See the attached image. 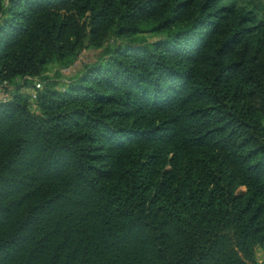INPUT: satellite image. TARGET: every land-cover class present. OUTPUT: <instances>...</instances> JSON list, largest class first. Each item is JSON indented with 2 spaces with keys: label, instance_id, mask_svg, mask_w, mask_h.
I'll return each instance as SVG.
<instances>
[{
  "label": "trees",
  "instance_id": "obj_1",
  "mask_svg": "<svg viewBox=\"0 0 264 264\" xmlns=\"http://www.w3.org/2000/svg\"><path fill=\"white\" fill-rule=\"evenodd\" d=\"M3 82L0 264H258L264 3L0 0Z\"/></svg>",
  "mask_w": 264,
  "mask_h": 264
},
{
  "label": "rangeland",
  "instance_id": "obj_2",
  "mask_svg": "<svg viewBox=\"0 0 264 264\" xmlns=\"http://www.w3.org/2000/svg\"><path fill=\"white\" fill-rule=\"evenodd\" d=\"M245 2L251 1V0H244ZM254 2H262L264 3V0H252ZM147 36L148 40H153L155 37L150 35H144ZM119 40H123V38H120ZM114 40L113 38H110L108 40V44H113ZM101 50L95 49V48H85L83 49L78 57L75 63L69 67H63L60 64L52 63L47 65L45 73L43 74L44 78H33L29 80V85L23 87L22 91H25L29 94L28 101H29V109L35 113L38 112V105H37V96L38 92L41 91L45 86H51L55 85L57 88H62L68 80H70L71 77L76 76L81 68L82 64H85L86 62H91L96 60L99 57ZM85 62V63H84ZM23 80L16 81L17 84H21ZM37 84L40 85V87H37ZM9 89V88H8ZM3 89H0V94ZM258 249L256 251H259ZM257 259V258H256ZM259 264V263H258Z\"/></svg>",
  "mask_w": 264,
  "mask_h": 264
},
{
  "label": "built area",
  "instance_id": "obj_3",
  "mask_svg": "<svg viewBox=\"0 0 264 264\" xmlns=\"http://www.w3.org/2000/svg\"><path fill=\"white\" fill-rule=\"evenodd\" d=\"M6 83L3 82V83H0V89H3V91H1V94H0V99L1 100H6L10 97L11 95V89L9 88H6ZM37 87H40L39 84H37Z\"/></svg>",
  "mask_w": 264,
  "mask_h": 264
},
{
  "label": "crops",
  "instance_id": "obj_4",
  "mask_svg": "<svg viewBox=\"0 0 264 264\" xmlns=\"http://www.w3.org/2000/svg\"><path fill=\"white\" fill-rule=\"evenodd\" d=\"M23 90V89H22ZM26 91V90H25ZM256 258L259 264H264V252L259 250L256 254Z\"/></svg>",
  "mask_w": 264,
  "mask_h": 264
}]
</instances>
